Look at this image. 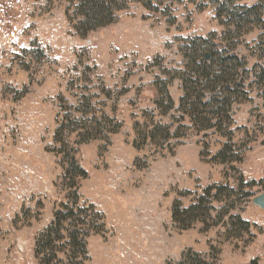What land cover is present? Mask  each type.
Instances as JSON below:
<instances>
[{
    "label": "rangeland",
    "instance_id": "obj_1",
    "mask_svg": "<svg viewBox=\"0 0 264 264\" xmlns=\"http://www.w3.org/2000/svg\"><path fill=\"white\" fill-rule=\"evenodd\" d=\"M70 3L0 0V264H41L37 239L72 207L74 218L88 208L87 227L101 230L87 237V255L75 252L82 264H183L197 254L264 264V210L253 203L264 193V21L236 23L258 4L264 12V0H125L113 24L87 36L69 23ZM213 52L241 58L247 95L219 117L220 131H198L179 108L183 78ZM154 126L170 127L167 143H145ZM222 148L237 161L219 163ZM74 166L75 181L63 182ZM211 185L220 200L211 214L223 222L177 228L174 202L188 206ZM228 206L261 229L245 232ZM67 241L56 242L57 264H71Z\"/></svg>",
    "mask_w": 264,
    "mask_h": 264
},
{
    "label": "trees",
    "instance_id": "obj_2",
    "mask_svg": "<svg viewBox=\"0 0 264 264\" xmlns=\"http://www.w3.org/2000/svg\"><path fill=\"white\" fill-rule=\"evenodd\" d=\"M144 5V4H143ZM145 6L148 9H152V4H146ZM126 8L125 0H71L70 6L67 9V17L69 23L73 26L76 33L80 36H87L90 32L96 31L100 28L109 26L117 20V12H120ZM252 13H249L250 10L243 11L246 13L243 18L242 15H239V21L246 22V17H255L257 18V23H263L262 17L264 12L261 11L260 4L249 8ZM228 13L219 14V17L228 16ZM231 18L233 16L230 15ZM237 23V25H239ZM236 25V24H235ZM230 30V32L237 29L236 26ZM197 44L206 45L208 40L205 38L195 39ZM209 54L210 57L207 59L206 55ZM203 58L199 63H196V69L193 67L185 73V78H183V90L184 94L181 98L180 110H183L187 116H189L195 126L198 128V131H208L215 130L220 131L222 129L219 117L221 115H227L231 112L233 108V103H236L242 100L246 95V87L243 80L239 82V72L243 68L242 63L240 62V57L235 54H221L218 52L204 53ZM199 58V57H198ZM259 77H264V69H261ZM168 94V92H167ZM170 97V96H169ZM173 102L170 98V103L168 109H172ZM208 115H204L201 109H207ZM65 128L63 122H59V127L57 128V135ZM72 131V130H71ZM170 127L167 126H154L148 132H146L144 141L149 144H159L158 141H162L161 144L167 143L170 139ZM58 140V136L56 138ZM63 141V140H61ZM229 147L226 143L225 148ZM225 148H222L216 155L215 159L219 163L226 164L228 162L237 161L234 157H227V151ZM241 157L238 159L241 162ZM74 170L71 171L70 168H64V174L62 176V181L66 182L68 179L72 180V183L77 175V166H74ZM255 181H251L250 185H255ZM216 188L215 185L208 186L205 190V194L201 193L196 194L195 199L188 206H185L180 200L174 202L172 209V220L177 225V228L181 230H187L196 223L203 222L205 226L202 228L203 231H207L213 225H219L223 222V218H213L212 211H215L213 206L214 201L216 200L211 196V191ZM233 191V189H232ZM73 193V192H72ZM75 193V192H74ZM77 193V192H76ZM75 193V194H76ZM190 193H192L190 191ZM207 195V196H206ZM249 192H245L242 202H246L250 197ZM63 208H67V205L62 204ZM77 204H75V207ZM95 209V205H90ZM78 209V208H76ZM234 209V206H228L224 211V215H230L231 211ZM80 210V208H79ZM88 208H81L80 213H77L79 218H74L75 212L74 207L70 208L67 213L59 210L55 213V221L49 227L47 232L43 234L39 239H37V255L43 254L41 256V264H57L63 262L59 257V252L56 249V242L61 241L67 237V244L70 246V253L66 254L67 259L71 264H82L83 260L86 258H81V256H76V251H82L83 255H87V237L90 233L93 232L92 229H95V232H101V230L93 227H87L86 219L82 217L87 215ZM96 216V222L99 223L100 220H103V213L98 211ZM223 216V215H222ZM86 217V216H85ZM69 219H78L80 224L74 229L63 228L64 222ZM230 219H236L240 228L247 233H250L252 228L260 230L261 228L256 223H251L250 221L244 219L240 215H230ZM213 221L210 223L208 221ZM79 223V222H78ZM103 222L99 223V228L103 227ZM68 235L63 233L64 230ZM229 237H231L229 235ZM190 253V252H189ZM184 254L183 258L189 255ZM183 264H210L206 256L201 257L197 254L193 262L189 260H183ZM248 264H262L258 259L251 260Z\"/></svg>",
    "mask_w": 264,
    "mask_h": 264
},
{
    "label": "water",
    "instance_id": "obj_3",
    "mask_svg": "<svg viewBox=\"0 0 264 264\" xmlns=\"http://www.w3.org/2000/svg\"><path fill=\"white\" fill-rule=\"evenodd\" d=\"M210 57L209 54L206 55V58L208 59ZM253 203L258 206L260 209L264 210V193H261L259 195H257L254 199H253Z\"/></svg>",
    "mask_w": 264,
    "mask_h": 264
}]
</instances>
